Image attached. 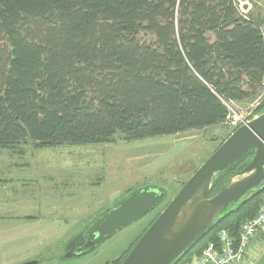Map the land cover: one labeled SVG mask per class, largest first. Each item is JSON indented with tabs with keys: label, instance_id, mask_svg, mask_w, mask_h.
I'll return each instance as SVG.
<instances>
[{
	"label": "trees",
	"instance_id": "16d2710c",
	"mask_svg": "<svg viewBox=\"0 0 264 264\" xmlns=\"http://www.w3.org/2000/svg\"><path fill=\"white\" fill-rule=\"evenodd\" d=\"M261 27L233 0H0V148L223 125L225 102L264 89ZM262 110L264 98L254 112ZM250 157L217 176L209 196ZM263 193L264 184L224 209L175 264L219 247L221 230L237 237ZM132 246L107 264H120Z\"/></svg>",
	"mask_w": 264,
	"mask_h": 264
},
{
	"label": "rangeland",
	"instance_id": "374dc122",
	"mask_svg": "<svg viewBox=\"0 0 264 264\" xmlns=\"http://www.w3.org/2000/svg\"><path fill=\"white\" fill-rule=\"evenodd\" d=\"M238 7L244 17L262 23L264 34V0H243ZM263 98L264 89L254 100L235 104L249 113ZM230 131L221 124L134 140L117 134L110 142L94 144L35 148L28 143L0 148V180L11 189L0 193L2 200L10 199L0 206V264L112 263L135 243ZM143 187L164 189V202L88 254L66 257L71 240ZM251 257L257 261L260 255ZM258 264H264V258Z\"/></svg>",
	"mask_w": 264,
	"mask_h": 264
},
{
	"label": "water",
	"instance_id": "95a60500",
	"mask_svg": "<svg viewBox=\"0 0 264 264\" xmlns=\"http://www.w3.org/2000/svg\"><path fill=\"white\" fill-rule=\"evenodd\" d=\"M251 154L214 196L209 193L217 176ZM264 184V110L234 129L207 160L183 183L120 264H175L229 209ZM166 191L139 188L99 215L66 248V257H79L153 211ZM22 264H36L31 261Z\"/></svg>",
	"mask_w": 264,
	"mask_h": 264
},
{
	"label": "built area",
	"instance_id": "2783aa9c",
	"mask_svg": "<svg viewBox=\"0 0 264 264\" xmlns=\"http://www.w3.org/2000/svg\"><path fill=\"white\" fill-rule=\"evenodd\" d=\"M233 1L239 5L243 0ZM225 107L227 114L223 125L230 129L244 125L254 113V110L247 113L239 109L234 102H225ZM257 238L264 241V193L256 215L241 224L237 237L234 238L227 231L221 230L218 233L219 247L209 244L200 257L187 264H245L248 248Z\"/></svg>",
	"mask_w": 264,
	"mask_h": 264
},
{
	"label": "crops",
	"instance_id": "0c3cea01",
	"mask_svg": "<svg viewBox=\"0 0 264 264\" xmlns=\"http://www.w3.org/2000/svg\"><path fill=\"white\" fill-rule=\"evenodd\" d=\"M6 182H4L3 180H0V193L1 192L6 193L5 191L9 192L11 190L9 187L6 188V186H5L6 185ZM2 202H4V204H2ZM9 202H10V199H8L6 201V200H2L0 198V206H5ZM11 204L15 206V203H11ZM263 244H264V241L261 240L260 238L254 239L251 242V244H250V246L248 248V255H247L245 264H258V262H260L264 258V248L262 247ZM259 247H260V249H259ZM252 254H258V255H260L259 259L257 261H253L252 260V257H251Z\"/></svg>",
	"mask_w": 264,
	"mask_h": 264
}]
</instances>
